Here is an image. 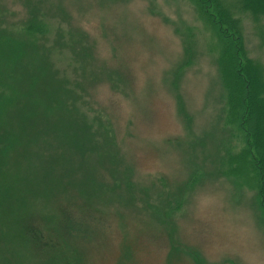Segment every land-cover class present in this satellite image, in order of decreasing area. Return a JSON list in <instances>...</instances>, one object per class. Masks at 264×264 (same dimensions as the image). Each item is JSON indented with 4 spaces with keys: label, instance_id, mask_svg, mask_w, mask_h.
Masks as SVG:
<instances>
[{
    "label": "rangeland",
    "instance_id": "1",
    "mask_svg": "<svg viewBox=\"0 0 264 264\" xmlns=\"http://www.w3.org/2000/svg\"><path fill=\"white\" fill-rule=\"evenodd\" d=\"M5 17L36 23L11 33L55 106L24 120L31 92L0 75V264H264L244 133L264 134V0H0Z\"/></svg>",
    "mask_w": 264,
    "mask_h": 264
},
{
    "label": "trees",
    "instance_id": "2",
    "mask_svg": "<svg viewBox=\"0 0 264 264\" xmlns=\"http://www.w3.org/2000/svg\"><path fill=\"white\" fill-rule=\"evenodd\" d=\"M4 17V16H2ZM1 19V18H0ZM5 20H2L3 25L5 26H10L11 24L8 23V21L6 20V17L4 18ZM2 25V27H3ZM14 24L12 25L9 29H2V27L0 26V39H5V41H10V43L8 46L6 45V48L3 50L4 52L2 53V56L0 57V75L3 79H8V87L10 88L8 90V88H6V92H3L4 95H8L11 93H15L17 96H19V99H21L22 101V97H24L25 92H31V101H29V103L27 105H25L27 113L24 115V120H30L31 121V114H36V110H42L48 108L44 113L46 112H50L51 110L49 108L54 107L55 105L51 104L49 101H46V108L45 106H42V104L37 105L40 101H44L47 100L45 99V97H42L44 93H39V87L41 85H51L50 83H45L48 79H44V82L41 83V85H39L37 87L36 85V78H38L37 82L40 81V79H43L42 76L46 75V72L43 71V69H39V71L37 73H35V69L34 70H30L27 69L22 62H26V60H28V58L31 56V58L33 59L34 62H37V60L34 59L33 54H38L37 52H34L33 54H29L30 49L29 47L26 48H22L19 47L17 48L14 44L17 43H23L24 41H26V37H23V35H17L15 33H11L12 29H17L20 30L19 28H21L22 30L20 31H26L28 33V35L30 34L31 30L35 28L36 23H30L29 25L26 24ZM27 40H29L27 38ZM15 42V43H14ZM234 42H236V40H234ZM233 43V42H232ZM237 44V42H236ZM233 47L235 46V44H232ZM11 46V47H10ZM25 47V46H24ZM239 50V49H238ZM237 50V51H238ZM239 52V51H238ZM240 54V52H239ZM28 55V56H27ZM242 56L238 57V63L236 65V69L238 72H240L241 68H243V66H240L239 64H241L240 61H242ZM243 74V73H242ZM245 77V76H244ZM245 80V79H244ZM53 85V84H52ZM13 91V92H12ZM8 93V94H6ZM57 101H59L60 99L57 97L56 98ZM2 103H5L4 101H1ZM61 102H63V100H61ZM11 106L10 107H15L16 105H12V102L9 103ZM58 106V104H56ZM8 105H6L4 107V111L8 110L10 108ZM249 107H253L251 104H249ZM13 112L14 108H13ZM16 114V113H15ZM21 114V117L20 115ZM19 118L20 120H22V116L23 113L22 111H19ZM33 117V116H32ZM241 117V116H240ZM244 113L242 115V119L244 118ZM23 123V122H22ZM52 125L54 127H58V123H55L54 121L52 122ZM7 127L8 130H14L11 126H9L8 124H2V126H0V128H2V135L7 133ZM16 127V126H15ZM258 127H261V125H257V127H254L255 129H257ZM243 128V127H242ZM246 128H248L246 126ZM245 128V136H246V145L248 147V151L251 155V158H253L255 167L254 168L256 170V173L258 175L259 178V184L261 186L260 188V196L262 199V204L264 207V134H259L257 135L256 132L255 133V129L252 131H249ZM244 130V129H243ZM1 135V134H0ZM255 135V139L254 143L252 142L253 139L251 138V136L253 137ZM3 138V136H2ZM78 146V143H77ZM79 148V146H78ZM83 149V147H82Z\"/></svg>",
    "mask_w": 264,
    "mask_h": 264
}]
</instances>
